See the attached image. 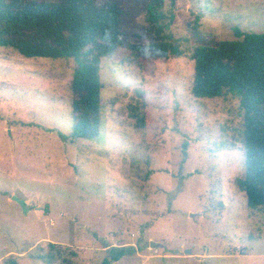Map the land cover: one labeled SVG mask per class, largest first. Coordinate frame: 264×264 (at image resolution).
<instances>
[{"label": "rangeland", "instance_id": "rangeland-1", "mask_svg": "<svg viewBox=\"0 0 264 264\" xmlns=\"http://www.w3.org/2000/svg\"><path fill=\"white\" fill-rule=\"evenodd\" d=\"M124 2V48L101 62L96 140L70 139L73 61L0 46V264H103L112 248L128 253L110 264H264V209L236 183L239 99L193 97L187 31L200 17L220 40L264 34V0H165L183 53L138 64L123 61L134 34L153 40L148 3Z\"/></svg>", "mask_w": 264, "mask_h": 264}, {"label": "trees", "instance_id": "trees-1", "mask_svg": "<svg viewBox=\"0 0 264 264\" xmlns=\"http://www.w3.org/2000/svg\"><path fill=\"white\" fill-rule=\"evenodd\" d=\"M147 2L145 42L134 34L123 62L169 59L182 55L180 39L169 33L165 0ZM124 0H0V46L26 58L71 60L74 63L71 89V142L98 139L102 125L100 71L104 58L124 48ZM195 46L191 94L196 99H239L243 113V159L237 176L247 206L264 208V34L235 29L236 40H220L200 29V17L187 27ZM186 147L187 144L185 143ZM186 154V153H185ZM112 248L103 264L117 262L127 254ZM6 264H19L14 258Z\"/></svg>", "mask_w": 264, "mask_h": 264}, {"label": "water", "instance_id": "water-1", "mask_svg": "<svg viewBox=\"0 0 264 264\" xmlns=\"http://www.w3.org/2000/svg\"><path fill=\"white\" fill-rule=\"evenodd\" d=\"M14 201H16L22 207L24 214L28 213L29 209H28V207L26 206V204L24 202H22L21 200H19L16 197L14 198ZM155 245L156 244L152 243L151 247H155Z\"/></svg>", "mask_w": 264, "mask_h": 264}, {"label": "crops", "instance_id": "crops-1", "mask_svg": "<svg viewBox=\"0 0 264 264\" xmlns=\"http://www.w3.org/2000/svg\"><path fill=\"white\" fill-rule=\"evenodd\" d=\"M264 209V208H263ZM260 210H262V209H260ZM256 211H258V210H256ZM187 253H191V252H187ZM246 254V253H245ZM244 254V255H245ZM243 255V256H244ZM227 257H230L231 255H226ZM197 257H199L200 258V260H202V262L200 261V263H202V264H205V262H204V260H205V257H207V256H201V255H197ZM239 257H241V256H239ZM239 257H237V258H239ZM245 257V256H244ZM240 259H242V258H240Z\"/></svg>", "mask_w": 264, "mask_h": 264}]
</instances>
